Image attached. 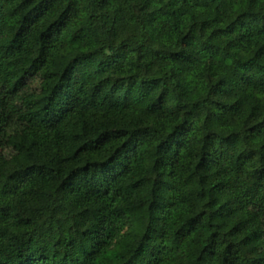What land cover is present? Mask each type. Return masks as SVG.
<instances>
[{"label": "trees", "instance_id": "16d2710c", "mask_svg": "<svg viewBox=\"0 0 264 264\" xmlns=\"http://www.w3.org/2000/svg\"><path fill=\"white\" fill-rule=\"evenodd\" d=\"M0 264H264V0H0Z\"/></svg>", "mask_w": 264, "mask_h": 264}]
</instances>
